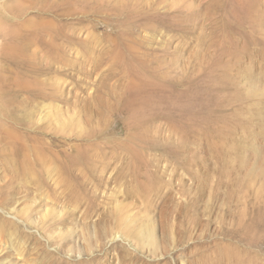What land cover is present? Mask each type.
Returning <instances> with one entry per match:
<instances>
[{
	"label": "rangeland",
	"instance_id": "1",
	"mask_svg": "<svg viewBox=\"0 0 264 264\" xmlns=\"http://www.w3.org/2000/svg\"><path fill=\"white\" fill-rule=\"evenodd\" d=\"M0 264H264V0H0Z\"/></svg>",
	"mask_w": 264,
	"mask_h": 264
}]
</instances>
